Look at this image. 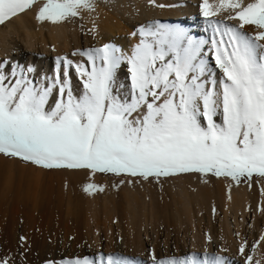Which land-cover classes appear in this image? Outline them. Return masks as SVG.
Returning <instances> with one entry per match:
<instances>
[{
  "label": "snow or ice",
  "instance_id": "obj_1",
  "mask_svg": "<svg viewBox=\"0 0 264 264\" xmlns=\"http://www.w3.org/2000/svg\"><path fill=\"white\" fill-rule=\"evenodd\" d=\"M37 5L38 0H0V25ZM94 8V0H46L37 19L55 24ZM200 11L205 18L227 13L239 27L208 19L210 39L160 23L140 27L130 54L110 44L81 50L83 63L57 61L51 78L37 79L33 67L0 60V154L47 169L145 179L184 173L237 182L264 177V0H219L216 6L203 0ZM245 25L256 34L242 31ZM122 65L127 85L117 84ZM73 72L82 82L79 93ZM92 189L89 184L85 191ZM239 251L243 255L244 247ZM153 261L201 264L195 255ZM99 264L140 262L100 255ZM203 264L229 262L213 257Z\"/></svg>",
  "mask_w": 264,
  "mask_h": 264
},
{
  "label": "bare ground",
  "instance_id": "obj_2",
  "mask_svg": "<svg viewBox=\"0 0 264 264\" xmlns=\"http://www.w3.org/2000/svg\"><path fill=\"white\" fill-rule=\"evenodd\" d=\"M39 1L41 6L46 3V0ZM202 3L203 0H94V10L81 9L71 24L49 22L47 25L37 19L38 8L34 14L25 11L0 25V60L13 66L33 67L37 79L51 78L57 71V61L72 58L83 63L85 58L78 55L81 50L110 44L130 54L139 42L133 33L140 27L157 23L180 27L196 39H210L212 29L208 19L223 20L239 27V21L227 19L224 12L205 18L200 11ZM218 3L219 0H209L212 6ZM242 31L255 35L257 30L245 25ZM128 83L127 66L122 65L117 70V84ZM72 85L77 93L82 90V82L74 72ZM91 177L93 191L80 214L69 209L56 215L49 209L33 207L36 204L26 202L23 206L19 204L22 198L17 204V197L14 200L10 197L12 201H8L9 194L1 196L0 241L7 252L10 249L20 254L33 252L49 237L50 246L59 257L96 256L97 264L102 254L130 255L136 261L147 257L148 263L154 264L153 256L157 260L185 259L192 255L197 257V253L202 254V259L197 257L201 264L213 257H223L229 264H247L248 256L252 257L251 264H264V180L236 189L226 178L190 176L175 184L149 177L142 180H149V188L142 190L141 198L136 191L143 202L142 209L125 213V206L121 209L122 202L116 193L117 183L112 179ZM156 180L158 183L152 186ZM98 186L112 195L109 209H100L99 198L94 199ZM194 190L201 193L194 203L186 196L182 198L184 202L177 198V193L186 195ZM110 222L116 223L114 227L120 233L116 247L112 245L111 249L105 238L97 236L99 230L110 234L108 228L112 233ZM142 234L147 237L146 241ZM160 236L164 237L163 242ZM144 242L149 243L148 250ZM241 247L245 249L243 255L239 251Z\"/></svg>",
  "mask_w": 264,
  "mask_h": 264
},
{
  "label": "rangeland",
  "instance_id": "obj_3",
  "mask_svg": "<svg viewBox=\"0 0 264 264\" xmlns=\"http://www.w3.org/2000/svg\"><path fill=\"white\" fill-rule=\"evenodd\" d=\"M40 1L38 0V5L36 7H33L31 10L26 11L27 13L34 14L33 12H36L35 10L39 8ZM25 12V13H26ZM24 14V13H23ZM13 20L10 19L9 22ZM31 24L35 26V24L32 23L33 19L30 18ZM72 20H76V17L74 18H68L64 22V24L68 23L71 24ZM48 25L49 22L45 21ZM44 22V23H45ZM8 23V22H7ZM46 25V24H45ZM0 197L1 196H7L9 194V198L7 200H11L10 197L16 198V203L20 201L19 204L23 203L27 205L31 204L33 207H40L39 210H47L49 209L50 212L57 214L66 213L69 209H71V212L76 210V213L83 211L82 209H85L87 202L90 199V193L86 192L85 188L92 184L93 176L99 177L102 180H114L118 187L117 190V196L118 200H120L121 203V209L123 206H125L123 209L125 210V213H133L135 209H138L139 211L142 209L143 202L139 198H141L142 190H147L149 188V180L142 181L143 177H132L128 175H115L112 173H100V172H92L89 169H68V168H52L47 169L43 168L41 166L35 165L31 162L24 161L22 159L16 158V157H10L5 156L3 154H0ZM16 167H18L16 169ZM23 169V170H22ZM4 170V171H3ZM22 170V171H21ZM12 176L10 177V175ZM210 176L214 179L217 178H226L228 181L232 183L234 188H243L247 187L248 185L252 184L253 182H259L263 181L264 177H260L258 175H253L250 179L241 178L239 182L232 180L230 177H217L212 174H200V173H184V174H177L173 176L168 177H155L157 180L161 181H169L173 182L175 184L181 183L183 178H188L192 176ZM27 177V178H26ZM154 181L150 184L155 185L158 183V181ZM91 182V183H90ZM162 182V181H161ZM159 182V183H161ZM168 182V183H169ZM155 183V184H154ZM19 186V188H18ZM145 186V187H144ZM2 187V188H1ZM5 187V188H4ZM8 188V189H6ZM16 188V189H15ZM29 190H28V189ZM5 189V190H4ZM15 189V191H14ZM19 189V190H18ZM3 190V191H2ZM9 192H7V191ZM14 192L12 194V191ZM186 190V189H185ZM2 191V192H1ZM19 191V192H18ZM98 193L94 194V199L96 196V199H98L97 204L100 209H109V199L110 195L108 192H105L103 189L100 190L99 186L97 188ZM136 191L138 193V198ZM139 191V192H138ZM21 192V193H20ZM19 193V194H18ZM17 194V195H16ZM26 194V195H25ZM181 194V193H180ZM177 193V198H179L180 201L184 202L182 198L186 196L187 200H193V203L195 202V199L198 196H201V193L199 191H192L190 193H187L186 195ZM14 195V196H13ZM98 195V196H97ZM112 196V195H111ZM1 197L0 199H2ZM139 199L140 201H137ZM11 200V201H12ZM30 200H34L33 202ZM111 200V199H110ZM24 201V202H22ZM29 202V203H28ZM33 204H32V203ZM22 204V205H23ZM125 204V205H124ZM30 205V207H32ZM48 205V206H47ZM127 205V206H126ZM21 206V205H19ZM24 206V205H23ZM120 206V205H119ZM22 207V206H21ZM43 207V208H42ZM141 208V209H140ZM38 209V208H37ZM101 210V211H102ZM101 220V219H100ZM110 230H112V233L109 231V228L106 232H103V230H99L98 237H101L102 239L105 238V243H107L109 249L114 246L116 247L115 243L119 239L120 233H117V229L114 227L116 223L110 222ZM114 229V232H113ZM49 231V230H48ZM102 231V233H101ZM49 233V232H48ZM50 234V233H49ZM61 233H59L60 235ZM104 234L106 236H104ZM103 235V236H102ZM118 235V236H117ZM48 236V235H47ZM143 239L146 241L147 237L142 234ZM145 237V238H144ZM186 238V237H185ZM162 242L164 241V237L160 236L159 238ZM172 242V240H171ZM146 245L144 248L147 250L150 248L149 243L144 242L143 245ZM48 245V246H47ZM111 245V246H110ZM187 246V244L185 245ZM55 250L53 247L50 246V239L46 237V242L42 243L41 245L37 246L35 250L27 252L25 254L18 253L15 249L7 250L3 247L1 241H0V260H7L8 264H63L64 261H74L76 259H84L87 258L85 256H81V254H78L76 256H70L68 258L59 257L54 252ZM10 252V253H9ZM17 252V253H16ZM105 257H107L106 254H102ZM198 258L202 259V254H196ZM9 256V257H8ZM21 257V258H20ZM125 257L129 259H133L130 255H125ZM71 258V259H70ZM68 259V260H67ZM90 260H94L97 262V257H90L87 258ZM134 260V259H133ZM169 260V259H166ZM12 262V263H11ZM140 264H149L148 258L146 257L144 260L139 261Z\"/></svg>",
  "mask_w": 264,
  "mask_h": 264
}]
</instances>
